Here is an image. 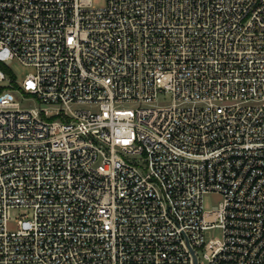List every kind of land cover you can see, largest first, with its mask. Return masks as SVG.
Returning a JSON list of instances; mask_svg holds the SVG:
<instances>
[{
    "label": "built area",
    "instance_id": "built-area-1",
    "mask_svg": "<svg viewBox=\"0 0 264 264\" xmlns=\"http://www.w3.org/2000/svg\"><path fill=\"white\" fill-rule=\"evenodd\" d=\"M13 59L0 264H264V0H0Z\"/></svg>",
    "mask_w": 264,
    "mask_h": 264
},
{
    "label": "rangeland",
    "instance_id": "rangeland-1",
    "mask_svg": "<svg viewBox=\"0 0 264 264\" xmlns=\"http://www.w3.org/2000/svg\"><path fill=\"white\" fill-rule=\"evenodd\" d=\"M93 4L96 7L104 6L106 0H92ZM0 68L6 73V78L0 80V87L3 89L10 88V83L14 80L18 83H21L27 74L35 72V68L32 66H27L22 64L17 59L11 60L9 63L0 62ZM16 100L20 101L22 107H33L38 104L36 98L24 100L21 98L18 92H15ZM34 97V96H33ZM161 101L169 103L171 101V95L161 96ZM223 199V196L220 193L212 192L204 196V209L210 210L213 207L217 206ZM27 214L29 217H32L33 210L24 206H17L11 209V219L9 221V229L11 231L17 230L18 228V219L22 218L23 215ZM206 238H217L221 236L220 229L209 230L205 233Z\"/></svg>",
    "mask_w": 264,
    "mask_h": 264
},
{
    "label": "trees",
    "instance_id": "trees-1",
    "mask_svg": "<svg viewBox=\"0 0 264 264\" xmlns=\"http://www.w3.org/2000/svg\"><path fill=\"white\" fill-rule=\"evenodd\" d=\"M0 66H2V65H0ZM2 68H3V66H2Z\"/></svg>",
    "mask_w": 264,
    "mask_h": 264
}]
</instances>
